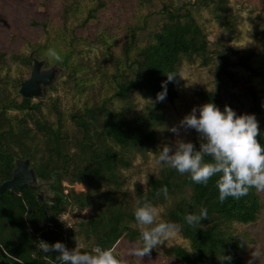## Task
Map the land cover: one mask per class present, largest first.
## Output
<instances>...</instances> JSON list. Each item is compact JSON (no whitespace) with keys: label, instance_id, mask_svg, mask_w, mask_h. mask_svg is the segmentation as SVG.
Returning a JSON list of instances; mask_svg holds the SVG:
<instances>
[{"label":"trees","instance_id":"16d2710c","mask_svg":"<svg viewBox=\"0 0 264 264\" xmlns=\"http://www.w3.org/2000/svg\"><path fill=\"white\" fill-rule=\"evenodd\" d=\"M131 1H125L120 9L130 5L137 23L119 27L129 40L122 43V68H117L111 78L113 95L127 102L125 109L111 110L108 98L96 105L78 102L64 114L54 98L48 106L54 120L49 121L42 113L43 101L18 94L20 81L15 80L11 88L3 86L6 80L0 86V184L11 178L16 161L29 159L38 184L47 190L43 201L31 189L2 194L0 264L96 262L120 238L131 244L137 240L144 243L149 234L129 224L139 221L145 207L161 205L166 208L158 228H178L190 247L172 246L166 255L185 264H246L250 233L238 226L253 224L262 209L257 184L246 168L247 162H253L264 169V133L252 120L261 114L256 93L249 90L252 105L245 111L234 110L224 101L225 89L220 81L224 77L236 83V75L224 53L210 50L207 35L190 9L182 11L180 5L167 1L158 11L142 14L144 9L154 7V1ZM55 2L61 23L57 38L66 50L56 47L54 51L59 54L54 60L64 68L63 76L73 81L79 98H84L88 87L81 74L85 68L77 55L88 35L80 36L79 32L87 29L94 14L105 9L107 2L88 0L89 4L96 3L95 7L83 8L78 0ZM199 2L214 4V0H195L191 6ZM229 11L226 1L221 0L213 8L216 20L232 32L236 19L225 22L224 15ZM155 13L161 16L157 29L150 41L137 46L138 32ZM78 16H85L80 25L72 21ZM119 35L107 31L99 33L96 40L110 52L111 41ZM214 54L222 61L216 67L218 88L209 93L196 91L195 95L206 109L207 123L224 152L219 156L207 153L195 142L158 175H150L147 190L136 185L134 200H127L121 195V170L132 166L134 153L157 149L165 115L158 103L140 115H131L130 96L138 92L173 102L178 97L182 62L207 67ZM34 56L31 53V59H25L29 67ZM253 57L250 53L243 61ZM243 61L239 67L244 66ZM6 64V54L0 53V71ZM63 182L68 185L67 191ZM85 209L89 211L87 216L83 214Z\"/></svg>","mask_w":264,"mask_h":264},{"label":"rangeland","instance_id":"374dc122","mask_svg":"<svg viewBox=\"0 0 264 264\" xmlns=\"http://www.w3.org/2000/svg\"><path fill=\"white\" fill-rule=\"evenodd\" d=\"M125 1L128 0H106V8L95 13L87 29L79 32L80 36L88 35L84 37L82 45L80 44L82 49L77 55V61H80L85 68L84 74L81 75L86 79L84 83L88 87L84 89L85 97L79 98L73 89V81L63 76L66 73L64 68L58 66L54 60L59 54L57 50L54 51L56 47L62 52L66 50L65 45L58 40L60 37L57 36L60 33L61 23L55 0H0V53H5L7 58L6 67L0 71V86L5 80L3 86L7 88L13 87L15 80L20 83L27 80L32 65L29 67L25 59H31V53H34V59L44 63L43 70L52 67L59 70L57 79L50 86L54 90L49 91L47 88L44 96L34 99L35 102L38 101L37 99L43 101L45 107L42 108V113L47 120H54L48 108L54 98L57 99L59 108L64 114L70 113L73 105L83 101L96 105L108 98L111 99L109 105L111 110L118 112L125 109L127 102L114 97V85L111 82L115 70L122 68L125 59L122 43L124 40H129L127 35L124 37V34H121L120 28L137 23L135 15L128 7L130 5L123 10L120 9ZM153 1L154 7L144 9L142 14L158 11L167 1L173 2L176 6L180 5L182 11L185 8L191 10L197 24L207 35L210 50L224 53V57H227L232 65L231 71L236 75V83L229 82L224 77L220 81L225 89L224 101L234 110L245 111L252 105V96L249 92L252 89L261 107V114L253 116L252 120L264 133V0H221L226 1L230 9L224 15L227 17L225 22L228 24L231 17L236 19L232 32L229 31L230 29L227 30L226 26H221L214 16L213 8L220 0H214V4L199 2L193 6L191 4L195 0ZM78 2L82 8L96 5L94 2L89 4L88 0H78ZM184 4L186 6H181ZM160 17L155 13L144 22V30L137 34V46L142 47L150 41V35L157 29ZM84 18L85 16H78L72 21L80 25ZM107 31L113 36L120 33L119 37H115V41H111L110 52L96 40L99 33ZM223 45L229 48L224 49ZM250 53H253L254 57L244 62L243 58ZM210 57L211 62L207 67H200L198 62H182L178 69V97L173 102L138 92L130 96V103L133 106L131 115H140L156 103L162 105L165 115L164 124L158 133L157 149L134 153L132 166L121 170L124 184L120 190L121 195L127 200H134L136 185L143 191L147 190L148 177L158 175L162 168L190 149L195 142H198L201 149L207 153L219 156L224 152L207 123L206 109L195 95L196 91L209 93L218 88L216 67L222 61L216 57V54ZM241 61L244 63L243 67H239ZM246 168L257 184L262 209L253 224L238 228L248 230L250 233L251 243L248 242L246 246L245 263L264 264V169L253 162H247ZM62 186L67 191V183L63 182ZM39 193L46 196V188L42 186ZM169 205L170 202L167 206ZM165 208L166 205L145 207L140 213L139 221L129 224L132 229L149 234L144 243L137 240L131 244L126 238H120L111 250L96 262L89 264H185L165 254V251L172 246H181L190 250L189 242L181 237L178 228H158ZM83 214L87 216L89 211L85 209ZM79 238L83 239V237ZM79 246L83 247L82 244ZM145 247L154 254L146 252ZM94 251L98 252L97 248Z\"/></svg>","mask_w":264,"mask_h":264},{"label":"water","instance_id":"95a60500","mask_svg":"<svg viewBox=\"0 0 264 264\" xmlns=\"http://www.w3.org/2000/svg\"><path fill=\"white\" fill-rule=\"evenodd\" d=\"M43 65L42 61L32 59L30 77L20 83L19 95L21 97L41 98L47 93V88L55 82L59 73L58 68L43 70ZM40 188L35 171L30 167L29 159L18 160L15 162L11 178L0 184V201L3 193H10L13 189H31L43 201L44 196L40 195Z\"/></svg>","mask_w":264,"mask_h":264},{"label":"built area","instance_id":"2783aa9c","mask_svg":"<svg viewBox=\"0 0 264 264\" xmlns=\"http://www.w3.org/2000/svg\"><path fill=\"white\" fill-rule=\"evenodd\" d=\"M62 219H66V215H63V216H62Z\"/></svg>","mask_w":264,"mask_h":264}]
</instances>
